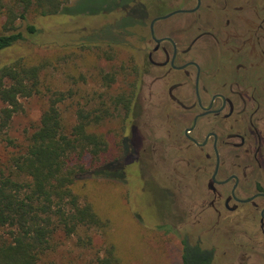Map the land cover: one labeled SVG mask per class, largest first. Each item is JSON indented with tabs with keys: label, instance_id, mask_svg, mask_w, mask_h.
I'll return each mask as SVG.
<instances>
[{
	"label": "flooded vegetation",
	"instance_id": "1",
	"mask_svg": "<svg viewBox=\"0 0 264 264\" xmlns=\"http://www.w3.org/2000/svg\"><path fill=\"white\" fill-rule=\"evenodd\" d=\"M141 3L123 142L184 164L176 194L192 264H264V0Z\"/></svg>",
	"mask_w": 264,
	"mask_h": 264
},
{
	"label": "rangeland",
	"instance_id": "2",
	"mask_svg": "<svg viewBox=\"0 0 264 264\" xmlns=\"http://www.w3.org/2000/svg\"><path fill=\"white\" fill-rule=\"evenodd\" d=\"M140 1L68 0V6L57 14L31 12L26 20L17 21L25 39L0 53V63L22 55L37 62L46 60V81L74 93L61 104L72 125L79 100L89 108L99 104L102 93L116 96L124 89L131 92L129 58L133 45L147 33ZM118 6L121 10L116 11ZM4 21L5 17L0 19V32ZM28 24L36 26L35 33H29ZM108 73H114L116 79L110 82L105 77ZM44 96L22 99L24 109L13 117L7 132L12 143L0 136L3 167L12 154L26 148L39 127L46 107ZM153 115V122H157L158 115ZM130 118L121 108L100 123L95 129L107 135L108 152L96 157V162L88 154L84 158L88 171L82 181V201L91 203L107 226H82L69 236L60 230L47 259L58 264H98L113 248L115 264H183L185 240L196 242L194 227L181 215L187 206L176 194L184 164L168 159L163 151L155 155L143 151L144 146H140L139 156L131 155L123 142L130 136ZM152 126H145L144 134L152 133ZM158 129H154L157 138L161 136ZM111 160L113 175L110 162L101 164ZM191 248L188 251L194 256Z\"/></svg>",
	"mask_w": 264,
	"mask_h": 264
},
{
	"label": "trees",
	"instance_id": "3",
	"mask_svg": "<svg viewBox=\"0 0 264 264\" xmlns=\"http://www.w3.org/2000/svg\"><path fill=\"white\" fill-rule=\"evenodd\" d=\"M67 1L0 0V19L5 17L0 53L25 39L18 20H26L31 12H63ZM27 28L29 33L37 30L33 24ZM46 66V60L37 62L27 55L0 63V136L13 142L7 132L13 117L24 109L23 98H46L40 125L26 148L12 154L5 167L0 165V264H58L47 256L60 230L69 236L82 226L108 224L91 203L82 201V181L88 171L84 158L88 154L96 162V157L108 152L107 135L95 128L121 108L128 114L134 94L128 89L116 96L102 93L99 104L89 108L79 100L76 122L70 125L61 104L74 93L46 81ZM108 75L110 82L116 79L114 73ZM112 161L100 163L113 165ZM184 244L183 264H192L188 241ZM108 253L98 264L116 263L113 248Z\"/></svg>",
	"mask_w": 264,
	"mask_h": 264
}]
</instances>
